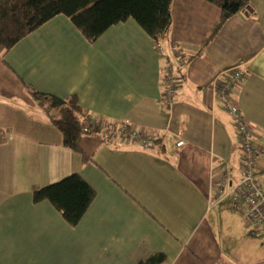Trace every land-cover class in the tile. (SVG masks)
<instances>
[{
  "label": "crops",
  "instance_id": "0c3cea01",
  "mask_svg": "<svg viewBox=\"0 0 264 264\" xmlns=\"http://www.w3.org/2000/svg\"><path fill=\"white\" fill-rule=\"evenodd\" d=\"M170 13L169 40L159 43L132 18L89 42L56 15L0 60V264H264V230L251 229L243 207L231 204L241 147L210 87L217 74L243 66L233 97L263 145L264 0L219 27L220 7L208 0H171ZM170 65L176 87L168 106ZM26 85L76 94L90 118L102 120L82 134V152L63 143ZM111 122L144 128L153 140L142 147L110 138ZM255 171L264 186V159ZM75 172L95 196L71 226L32 192Z\"/></svg>",
  "mask_w": 264,
  "mask_h": 264
},
{
  "label": "trees",
  "instance_id": "16d2710c",
  "mask_svg": "<svg viewBox=\"0 0 264 264\" xmlns=\"http://www.w3.org/2000/svg\"><path fill=\"white\" fill-rule=\"evenodd\" d=\"M208 1L220 7L221 16L216 26L219 27L228 16L249 7L251 0ZM170 3L171 0H0V60L5 62L6 54L16 43L56 15L68 17L89 42L96 40L110 26L130 18L155 43L167 42ZM26 88L34 99L40 100V105L61 131L63 143L82 152V125L91 118L88 110L79 105L76 94L60 97L29 85ZM97 122L103 124L102 120ZM114 124L104 125L108 128ZM98 125L91 131L101 127ZM83 156L84 159L88 157L86 153ZM94 196L95 190L76 172L32 192L34 203L48 201L71 226L78 224Z\"/></svg>",
  "mask_w": 264,
  "mask_h": 264
},
{
  "label": "built area",
  "instance_id": "2783aa9c",
  "mask_svg": "<svg viewBox=\"0 0 264 264\" xmlns=\"http://www.w3.org/2000/svg\"><path fill=\"white\" fill-rule=\"evenodd\" d=\"M157 47L160 49L159 44ZM227 75L220 77V74L214 76L210 82L212 90L220 95L224 102L226 111L231 117L232 125L235 129V135L241 147L239 154L241 160V174L238 181L231 187V204L234 209L243 207L244 217L248 226L254 230H264V186L258 181V175L255 167L259 158L264 159V144L256 146L253 141L254 131L249 126L244 114L238 107L234 97L233 88L240 85L245 74L243 66H234ZM176 76L172 66L167 67L165 80L164 102L170 106L172 97L175 94ZM125 122L106 128L108 137L131 139L136 141L142 147H148L153 136L144 128L127 126ZM98 125L96 120H86L82 125L83 131H88ZM101 126V125H98ZM2 132L0 131V139ZM185 141L180 138L176 142L178 148H182ZM224 182L216 185V197L222 196L224 192Z\"/></svg>",
  "mask_w": 264,
  "mask_h": 264
},
{
  "label": "bare ground",
  "instance_id": "6f19581e",
  "mask_svg": "<svg viewBox=\"0 0 264 264\" xmlns=\"http://www.w3.org/2000/svg\"><path fill=\"white\" fill-rule=\"evenodd\" d=\"M91 130H93V129L91 128V129H90V130H88V131H91ZM88 131H87V132H88ZM84 132H86V131H84ZM244 213H245V212H244ZM244 213H243V214H244ZM244 219H245V217H244ZM245 221H246V220H245ZM251 229H252V228H251ZM253 230H254V229H253Z\"/></svg>",
  "mask_w": 264,
  "mask_h": 264
}]
</instances>
